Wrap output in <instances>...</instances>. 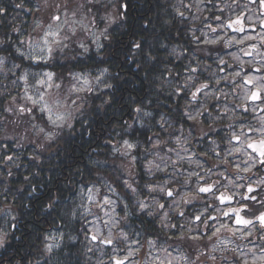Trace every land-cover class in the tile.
<instances>
[{"label":"clouds","instance_id":"9594fccd","mask_svg":"<svg viewBox=\"0 0 264 264\" xmlns=\"http://www.w3.org/2000/svg\"><path fill=\"white\" fill-rule=\"evenodd\" d=\"M0 264H264V0H0Z\"/></svg>","mask_w":264,"mask_h":264}]
</instances>
